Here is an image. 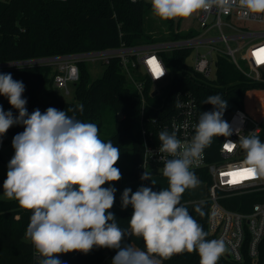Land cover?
Here are the masks:
<instances>
[{
	"label": "clouds",
	"instance_id": "clouds-1",
	"mask_svg": "<svg viewBox=\"0 0 264 264\" xmlns=\"http://www.w3.org/2000/svg\"><path fill=\"white\" fill-rule=\"evenodd\" d=\"M150 4L153 15L165 21L213 9L227 14L233 7L243 10L244 15L264 14V0H150ZM24 91L22 81L14 80L11 73H0V95L18 111L14 116L0 105V137L14 125L24 128L12 139L15 153L8 163L3 193L32 213L26 236L41 257L38 264H62L59 254H88L93 248L115 249L112 264H155L153 255L168 259L185 251H196L200 264H217L225 251L224 241L207 240V233L180 200L186 189L199 183L190 169L204 149L214 137L233 134L223 119L227 100L220 95L207 97L203 103L213 105V110L201 112L189 142H182L174 131L159 133L158 151L173 157L164 162L167 189H124L121 207L131 205L129 226L132 234L143 239L145 251L122 243L126 232L109 211L117 189L103 186L122 178L115 167L119 148L100 138L96 124L82 122L66 111L49 107L43 113L35 109L29 114ZM239 130H235L237 135ZM238 140L246 152L248 169L264 175V142L251 133ZM148 176L144 171L141 180H148ZM196 211L203 215L199 208Z\"/></svg>",
	"mask_w": 264,
	"mask_h": 264
},
{
	"label": "trees",
	"instance_id": "trees-1",
	"mask_svg": "<svg viewBox=\"0 0 264 264\" xmlns=\"http://www.w3.org/2000/svg\"><path fill=\"white\" fill-rule=\"evenodd\" d=\"M150 13L151 4L146 0H0V63L87 53L118 48L122 44L135 47L159 43L164 39L155 37L145 28ZM165 22L173 40L190 38L195 34L193 30L186 34L175 33L174 20ZM163 57L172 75V90L186 89L195 95L198 118L201 112L213 110V105L203 103L211 95H220L227 100L224 116L238 108L257 119L263 116L255 109L253 96L255 92H262L264 85L246 77L228 58H217L215 77L208 80L193 73L189 62L191 49H174L163 53ZM79 70L80 80L74 86L73 102L65 101L54 86L56 69L52 65L6 69L0 70V73H11L14 80L23 82V97L27 100L29 114L35 109L43 113L54 107L97 127L103 126L107 116H113L116 120L115 132L110 138L102 140H111L120 153L131 149L132 170L128 173V181L141 183L142 173L138 168L143 156L139 132L141 101L128 84L120 60L112 59L105 66L102 78L95 81H91L85 63H79ZM0 105L5 111L18 115V111L2 95ZM148 113L153 111L148 110ZM119 115L121 119H118ZM23 130L22 125H14L6 134L14 137ZM4 136L0 137L2 143H6ZM258 137L264 142V124ZM222 138L214 137L206 147L211 160L218 158L217 143ZM256 202H264V192L234 197L226 201V206L231 210L249 212ZM197 208L203 215L196 211ZM209 209L210 205L205 201L193 206L189 213L207 233V240H210ZM109 211L126 232L122 243L146 251L143 239L132 234L129 226L133 213L131 205L119 210L114 202ZM31 214L15 200H0V264H38L34 261L35 249L26 236ZM115 254V249L93 248L88 254L71 252L59 254L58 258L62 264H105L107 257H114ZM152 258L157 259L159 264H200L196 251L176 253L168 259L155 255ZM217 264L236 263L220 256ZM244 264L251 263L247 261Z\"/></svg>",
	"mask_w": 264,
	"mask_h": 264
},
{
	"label": "built area",
	"instance_id": "built-area-1",
	"mask_svg": "<svg viewBox=\"0 0 264 264\" xmlns=\"http://www.w3.org/2000/svg\"><path fill=\"white\" fill-rule=\"evenodd\" d=\"M140 0H135L138 2ZM133 2V0H132ZM197 27L190 30L195 34L190 38L164 43L146 44L92 51L65 56L29 59L0 63V70L54 65L56 74L54 86L66 96L71 95V86L80 80L79 63L85 60L109 65L112 59H119L128 84L138 94L141 101L140 137L143 146L142 160L138 165L152 174L163 173L164 162L172 159L167 153L158 151L159 133L165 129L176 133L182 142L191 141L198 124V101L186 89L172 90V75L166 65L163 53L174 49H191V69L194 74L211 80L216 74V60L226 57L249 79L264 85V63H258L254 53L264 48V32L250 30L251 25L264 24V14L244 15L243 10L233 7L225 14L213 9L211 12L196 13ZM241 25V26H239ZM260 39V40H256ZM241 41H247L241 44ZM233 44V45H232ZM155 58L163 76L156 77L148 61ZM264 95V90L261 92ZM255 95V94H254ZM260 95V94H259ZM254 102V107H255ZM259 119L243 109H234L224 116L233 129L230 137H223L218 143V158L211 160L206 148L202 157L191 166V171L206 185V201L210 205L208 231L210 240H223L225 251L220 256L236 264H264V202H256L249 212L231 210L226 201L239 196L264 192L263 175L255 174L238 183L226 173L248 168L246 152L239 147V136L261 133L264 124V109ZM152 110L153 113H148ZM238 135L236 134V129ZM234 142L233 144L227 141ZM226 145H234L231 151ZM0 141V150H3ZM148 176V177H149ZM203 178V180H202ZM143 185L147 180H141ZM27 241L31 243L29 238ZM40 259L34 253V261Z\"/></svg>",
	"mask_w": 264,
	"mask_h": 264
},
{
	"label": "rangeland",
	"instance_id": "rangeland-1",
	"mask_svg": "<svg viewBox=\"0 0 264 264\" xmlns=\"http://www.w3.org/2000/svg\"><path fill=\"white\" fill-rule=\"evenodd\" d=\"M150 2V0H146ZM174 32L175 33H181L186 34L190 32V28L194 29L197 27L196 22V13L193 14L190 18L186 19H174ZM169 25L165 22V20H161L160 18L153 15V13H150L149 16L146 18L145 28L148 32L153 34L155 37H158L159 39H164L163 41H160L159 43H164L168 41H174L170 37L171 31L168 30ZM241 26V25H239ZM250 30L253 31H263L264 32V24H254L251 25ZM260 40V39H256ZM247 41H241V44H245ZM233 45V44H232ZM192 63V60L189 61ZM86 68L89 72L91 81L98 80L102 78L104 72H105V66L101 62H92L91 60H85ZM55 67L54 65H52ZM71 95L66 96L63 93L60 92V96L67 102H73L75 101V88L74 86L70 87ZM260 94V95H259ZM253 100L255 103V107L258 109H264V95L261 94V92H255V95L253 96ZM122 116L119 115L118 119H121ZM116 129V120L113 116H107L104 124L102 127H98V134L101 139L110 138ZM5 140L6 143H3L4 149L0 152V200L10 201L7 199L3 193V182L7 178V171H8V163L10 159L13 157L11 154H9L6 151L7 146L12 145V139L13 136L10 134H5ZM115 167L119 168L122 173L121 180L117 182H113L111 185L105 184L103 187H118L117 191L115 193V205L117 209L123 210L124 208L121 207V195L125 188H131L133 192H135L140 186H144L142 181L141 183H130L128 173L132 170V151L131 149L126 150L125 152L120 153V158L115 165ZM163 175V174H162ZM153 176V175H150ZM149 176V177H150ZM148 177V181H149ZM197 177V175H196ZM198 178V177H197ZM199 179V178H198ZM201 180V179H199ZM263 181H264V175H263ZM203 182V181H202ZM121 185H118L120 184ZM204 183V182H203ZM114 184L116 186H114ZM148 186V185H147ZM169 185L167 183L160 182L156 184L154 187L152 186L153 191H159L160 187H168ZM205 186H202L203 196L201 197V201H206L207 198V191H205ZM189 212V208H187ZM155 259V258H154Z\"/></svg>",
	"mask_w": 264,
	"mask_h": 264
},
{
	"label": "crops",
	"instance_id": "crops-1",
	"mask_svg": "<svg viewBox=\"0 0 264 264\" xmlns=\"http://www.w3.org/2000/svg\"><path fill=\"white\" fill-rule=\"evenodd\" d=\"M1 151L2 150H0V152ZM152 175L153 176L149 177V181L147 180L145 186L148 185V187H152V186L154 187L156 184L160 182L168 184L167 178L164 177L162 173H157V174H152ZM198 181L199 183L195 188H188L181 195L180 203L184 207L189 208V213L193 206L202 204L203 202H205L203 200L201 201V197L203 196L202 186L206 187V185L201 180L198 179ZM152 182H154V184H152ZM167 188L168 187H164V188L160 187V190L167 189ZM205 191H207L206 188H205ZM133 248L138 249L137 247H133ZM112 258L113 256L107 257V259L105 260V264H112ZM152 259L155 261V264H159V261L157 259H154V258Z\"/></svg>",
	"mask_w": 264,
	"mask_h": 264
},
{
	"label": "snow or ice",
	"instance_id": "snow-or-ice-1",
	"mask_svg": "<svg viewBox=\"0 0 264 264\" xmlns=\"http://www.w3.org/2000/svg\"><path fill=\"white\" fill-rule=\"evenodd\" d=\"M254 56H256L257 58V62L258 63H264V48L258 49L255 53ZM149 65L152 66V71L155 74L156 77H160L163 72L160 68V65L158 64V62L155 60V58L150 59L148 61ZM234 145H226V147H228V150L231 151V148ZM226 175H230L231 177H233V179L231 181H229L230 183H238L240 182L241 179H247L250 176L255 175L254 171L248 168L239 170V171H235V172H231V173H226Z\"/></svg>",
	"mask_w": 264,
	"mask_h": 264
},
{
	"label": "water",
	"instance_id": "water-1",
	"mask_svg": "<svg viewBox=\"0 0 264 264\" xmlns=\"http://www.w3.org/2000/svg\"><path fill=\"white\" fill-rule=\"evenodd\" d=\"M6 151H7L9 154H11L12 156H14L15 150H14V148L12 147V145L7 146Z\"/></svg>",
	"mask_w": 264,
	"mask_h": 264
}]
</instances>
